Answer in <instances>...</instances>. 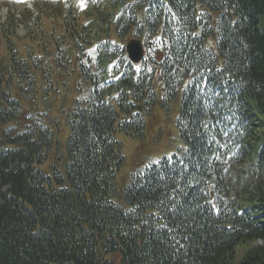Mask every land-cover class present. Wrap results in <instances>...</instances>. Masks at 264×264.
<instances>
[{
    "label": "trees",
    "instance_id": "16d2710c",
    "mask_svg": "<svg viewBox=\"0 0 264 264\" xmlns=\"http://www.w3.org/2000/svg\"><path fill=\"white\" fill-rule=\"evenodd\" d=\"M64 6L43 10L59 26L48 37L75 47L89 86L65 114V137L53 116L58 74L70 65L62 46L50 68L0 29V264H264V181L242 197L224 183L235 164L264 166V0ZM41 20L27 38L44 52ZM129 34L150 44L139 70L109 41ZM95 43L96 64L81 57ZM41 68L48 82L38 87ZM156 69L166 97L180 93L183 147L119 190L115 133L144 136L137 103H154ZM252 242L236 260V247Z\"/></svg>",
    "mask_w": 264,
    "mask_h": 264
},
{
    "label": "rangeland",
    "instance_id": "374dc122",
    "mask_svg": "<svg viewBox=\"0 0 264 264\" xmlns=\"http://www.w3.org/2000/svg\"><path fill=\"white\" fill-rule=\"evenodd\" d=\"M33 0H0V25L4 24L5 20H10L5 24L6 29L9 32H13L15 37L13 38V45L16 46L21 54L24 53L25 48H29L32 52L42 55L44 64H49L50 68H53L56 61L57 46H62L61 56L64 62L68 60L69 67L65 75H59L60 81L58 86L54 88L55 96V111L53 115L56 118H61L60 126L63 127L62 135L65 137V132L68 130V126L63 121L65 114L71 108L74 101L80 98L84 94L86 84L82 81L79 82V75L76 72V50L75 47H68V42L62 39V34L56 33V38H49L48 31L53 26L56 19H49L46 17L48 14L43 13L45 9L50 15L54 13L56 8H64V4L67 2H59L57 4L53 1L39 2L34 5L31 4ZM73 1V0H72ZM76 9L81 11L84 8V3L81 0L73 1ZM58 5V6H57ZM38 9L40 12H38ZM46 17V18H45ZM7 18V19H6ZM36 19H42L41 25L43 30L36 29L35 36L40 33L44 42L49 43V47L41 52L37 48L36 44L28 41L27 34L30 28L34 27V21ZM5 21V22H4ZM14 27V31H11ZM54 27H59L58 24H54ZM59 29V28H56ZM59 32V30L57 31ZM114 36H112V39ZM65 47V49H64ZM91 48L84 53L89 52L92 54ZM68 55V56H67ZM58 65L54 70L53 78L56 79ZM67 68V67H66ZM38 76L37 86L40 87L43 82H48L45 78L46 74L44 70L39 69L36 73ZM81 90H80V89ZM153 90L156 95V100L153 106L146 110L142 115L145 122V133L143 137H133L129 134L117 131L115 138L120 142V152L124 156V163L116 174L117 187L121 190L128 182L130 174L137 170L142 169L152 163L158 162L162 157H171L174 153H177L180 147H183V143L180 140L179 132L177 129L176 121L179 115L180 109V93L177 96L167 99L165 97L163 82L159 75L155 74L153 79ZM50 96V95H49ZM37 112L43 111L41 107H37ZM264 181V166L256 163L255 161L248 160L241 164H235L230 170L229 174L225 178V185L230 189L231 195L234 197H242V193H251L256 190L258 185ZM259 242H252L249 245L238 246L235 249L236 260L239 259L247 247L255 246Z\"/></svg>",
    "mask_w": 264,
    "mask_h": 264
},
{
    "label": "water",
    "instance_id": "95a60500",
    "mask_svg": "<svg viewBox=\"0 0 264 264\" xmlns=\"http://www.w3.org/2000/svg\"><path fill=\"white\" fill-rule=\"evenodd\" d=\"M135 44L133 45V50L132 52L129 49L130 52V57L134 60V61H138L141 57V53H142V49L140 47V45L137 42H134Z\"/></svg>",
    "mask_w": 264,
    "mask_h": 264
},
{
    "label": "bare ground",
    "instance_id": "6f19581e",
    "mask_svg": "<svg viewBox=\"0 0 264 264\" xmlns=\"http://www.w3.org/2000/svg\"><path fill=\"white\" fill-rule=\"evenodd\" d=\"M251 161H255L256 162V160H251ZM246 162V161H245ZM257 163V162H256Z\"/></svg>",
    "mask_w": 264,
    "mask_h": 264
}]
</instances>
